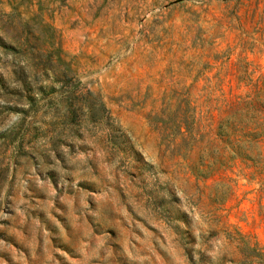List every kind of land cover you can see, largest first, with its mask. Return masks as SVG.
Masks as SVG:
<instances>
[{
  "label": "rangeland",
  "instance_id": "1",
  "mask_svg": "<svg viewBox=\"0 0 264 264\" xmlns=\"http://www.w3.org/2000/svg\"><path fill=\"white\" fill-rule=\"evenodd\" d=\"M0 43V264H264V0H0Z\"/></svg>",
  "mask_w": 264,
  "mask_h": 264
},
{
  "label": "trees",
  "instance_id": "2",
  "mask_svg": "<svg viewBox=\"0 0 264 264\" xmlns=\"http://www.w3.org/2000/svg\"><path fill=\"white\" fill-rule=\"evenodd\" d=\"M260 93L261 89H258L257 96L254 99L241 100L239 102V106H241V108L245 110V113L241 115V118L238 120V124L247 123L246 115H248L249 112L253 111L254 115L250 116V118H252L251 124L254 125V129L252 131L241 132L238 135L234 132H228L227 135H225L227 138H233L234 142L236 143L235 147H237L238 151H240L239 156L243 157L244 160H250V151L252 149L259 150L261 145H264V116H260L262 111H264V103L261 102L260 98H258V95H260ZM226 124L228 128H232L235 123L226 122ZM231 131H233V129H231ZM260 161L261 160L257 158L253 162L254 164L263 163L264 168V161ZM260 256L264 257V255Z\"/></svg>",
  "mask_w": 264,
  "mask_h": 264
}]
</instances>
